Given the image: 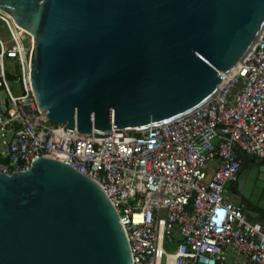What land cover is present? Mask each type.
I'll list each match as a JSON object with an SVG mask.
<instances>
[{
  "label": "water",
  "instance_id": "95a60500",
  "mask_svg": "<svg viewBox=\"0 0 264 264\" xmlns=\"http://www.w3.org/2000/svg\"><path fill=\"white\" fill-rule=\"evenodd\" d=\"M0 10L32 38L38 110L81 134L145 129L201 106L264 28V0H0ZM240 157L235 190L264 211V164ZM0 264L132 262L100 186L40 157L0 173Z\"/></svg>",
  "mask_w": 264,
  "mask_h": 264
},
{
  "label": "built area",
  "instance_id": "2783aa9c",
  "mask_svg": "<svg viewBox=\"0 0 264 264\" xmlns=\"http://www.w3.org/2000/svg\"><path fill=\"white\" fill-rule=\"evenodd\" d=\"M0 173L57 159L95 181L117 211L132 264H264V223L232 201L240 152L264 164V28L206 103L145 129L81 134L39 111L31 92V36L0 10ZM5 58L22 94L13 95ZM1 103V98H0ZM235 260L229 259V254Z\"/></svg>",
  "mask_w": 264,
  "mask_h": 264
},
{
  "label": "rangeland",
  "instance_id": "374dc122",
  "mask_svg": "<svg viewBox=\"0 0 264 264\" xmlns=\"http://www.w3.org/2000/svg\"><path fill=\"white\" fill-rule=\"evenodd\" d=\"M0 35L3 36L4 38H6L7 36V32L6 29L4 27H2V23L0 22ZM5 62H6V69L8 72V77H7V83L8 86L11 90V92L13 93V95H21L22 94V89L20 86V83L18 81V76H19V72L17 70V67L15 66V62L13 61V59H8L5 58ZM0 98H1V109L3 110L4 108V100L6 98L5 93L0 90ZM247 214L249 216L254 217L256 214V211L250 209V210H246ZM258 220H262L264 221V217L263 218H258V216L255 217Z\"/></svg>",
  "mask_w": 264,
  "mask_h": 264
},
{
  "label": "flooded vegetation",
  "instance_id": "af4514ba",
  "mask_svg": "<svg viewBox=\"0 0 264 264\" xmlns=\"http://www.w3.org/2000/svg\"><path fill=\"white\" fill-rule=\"evenodd\" d=\"M235 183L236 181L234 182H231L227 185V192H228V196L229 198L234 201L235 203H243L244 206L246 204H248L250 207L251 204L249 203V201L247 199H245L240 193H238L236 190H235ZM245 210H250V209H246ZM260 213L259 212H256L255 216H259Z\"/></svg>",
  "mask_w": 264,
  "mask_h": 264
},
{
  "label": "trees",
  "instance_id": "16d2710c",
  "mask_svg": "<svg viewBox=\"0 0 264 264\" xmlns=\"http://www.w3.org/2000/svg\"><path fill=\"white\" fill-rule=\"evenodd\" d=\"M240 204H242L243 205V207H244V209L246 208V209H252V210H254V211H256V212H259L260 213V215L258 216V218H263L264 217V211H262V210H259V209H257V208H255V207H250L248 204H246L245 206H244V204L243 203H240Z\"/></svg>",
  "mask_w": 264,
  "mask_h": 264
},
{
  "label": "crops",
  "instance_id": "0c3cea01",
  "mask_svg": "<svg viewBox=\"0 0 264 264\" xmlns=\"http://www.w3.org/2000/svg\"><path fill=\"white\" fill-rule=\"evenodd\" d=\"M248 158H254V157L248 155ZM254 159H255V161H256L257 163L262 164L258 159H256V158H254ZM255 217H256V216H254V217L251 216L252 219H254V220H258V219H256ZM258 221L264 223V221H262V220H258ZM229 259L232 260V261L235 260V259H234V256H233L231 253L229 254Z\"/></svg>",
  "mask_w": 264,
  "mask_h": 264
},
{
  "label": "bare ground",
  "instance_id": "6f19581e",
  "mask_svg": "<svg viewBox=\"0 0 264 264\" xmlns=\"http://www.w3.org/2000/svg\"><path fill=\"white\" fill-rule=\"evenodd\" d=\"M11 19H12V17L10 16V15H8ZM12 21H13V19H12ZM13 23H14V21H13ZM15 24V23H14ZM16 25V24H15ZM17 26V25H16ZM19 27V26H18ZM19 28H21V27H19ZM21 29H23V28H21ZM30 34V33H29ZM260 35V34H259ZM31 40H32V38H31ZM32 42V41H31ZM254 45V44H253ZM230 69H232V67L230 68ZM193 110V109H192ZM188 112H190V111H188Z\"/></svg>",
  "mask_w": 264,
  "mask_h": 264
}]
</instances>
